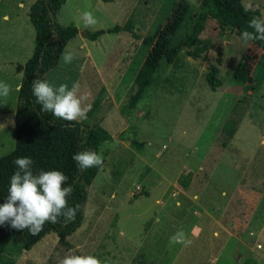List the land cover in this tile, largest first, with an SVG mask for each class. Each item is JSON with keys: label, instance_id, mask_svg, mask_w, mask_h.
<instances>
[{"label": "rangeland", "instance_id": "rangeland-1", "mask_svg": "<svg viewBox=\"0 0 264 264\" xmlns=\"http://www.w3.org/2000/svg\"><path fill=\"white\" fill-rule=\"evenodd\" d=\"M164 1L67 0L63 5L58 21L77 26L79 34L46 74L47 82L69 88L78 83L91 107L99 99L93 117L77 121L98 123L113 140L104 141L98 152L103 165L89 186L86 218L70 237L71 246L52 232L25 250L10 236L0 241V264H60L68 254L92 255L101 264H264V82L248 93L232 82L242 55L260 52L210 18L201 36L212 41L211 48L197 59L183 51L177 66L164 69L158 49L176 29L168 26L130 99L126 69ZM189 1L199 7L204 0ZM34 2L0 0V81L12 89L6 99L0 97V157L15 148L23 77L17 65L33 54L36 31L29 8ZM243 3L264 18V0ZM86 11L95 25H85ZM117 25L118 33L97 40L86 36ZM70 51L75 58L65 63ZM212 64L219 67L216 90L206 81ZM181 229L191 244H170Z\"/></svg>", "mask_w": 264, "mask_h": 264}, {"label": "trees", "instance_id": "trees-1", "mask_svg": "<svg viewBox=\"0 0 264 264\" xmlns=\"http://www.w3.org/2000/svg\"><path fill=\"white\" fill-rule=\"evenodd\" d=\"M66 2L67 0H35L29 8V18L36 31L35 46L32 56L24 64L17 65V71L22 72L23 77L15 112V148L0 157V205L6 202L10 178L17 170L14 161L30 157L34 162V174L58 170L68 177L64 186L73 188L72 194L67 198L69 205H79L80 209L73 222L65 224L64 217H58L59 223H45L43 231L35 236L27 229H13L9 223L0 225V241L14 236L25 250H31L52 232L57 233L61 244L71 246L70 237L85 221L89 186L98 169L94 166L81 171L73 156L85 150L98 154L104 141L113 140L112 135L107 130H102L98 123L90 125L77 120L65 121L54 117L50 112L44 113L33 95V81H47L46 74L59 64L65 47L79 34L77 26L62 25L58 21V14ZM253 17L264 19L259 9L247 8L243 0H204L199 7L189 0H165L126 69L125 79L132 84L130 99L152 66V49L168 26L176 29L167 44L158 49L160 57H163L161 67L164 69L177 66L183 51L197 59L211 48L212 41L201 36L208 19L216 20L222 31L230 29L241 36L245 30L253 31L248 26ZM121 29L117 25L94 33L87 32L86 36L97 40L106 33L115 34ZM250 43L260 54H243L232 74V82L246 93L256 92L264 82V41ZM218 74L219 67L210 65L206 81L212 90L221 85ZM152 83L158 85L155 80ZM102 91L101 94L104 92ZM98 100L87 113V119L96 112L94 108ZM131 143L138 144L136 140H131Z\"/></svg>", "mask_w": 264, "mask_h": 264}, {"label": "clouds", "instance_id": "clouds-1", "mask_svg": "<svg viewBox=\"0 0 264 264\" xmlns=\"http://www.w3.org/2000/svg\"><path fill=\"white\" fill-rule=\"evenodd\" d=\"M82 18L86 26L97 23L90 11L84 12ZM248 26L253 31L242 32L241 39L245 43L264 41V19L253 17ZM63 58L65 63H71L75 53L66 52ZM11 91L8 83L0 81V97L6 99ZM33 95L44 113L50 112L54 117L65 121L85 120L91 110V105L86 104L87 97L79 94L78 83L69 88L63 83L56 87L46 80H34ZM73 160L78 163L81 171L103 165L102 155L87 150L75 154ZM14 163L17 170L10 178L6 202L0 205V225L9 223L13 229H27L35 236L43 231L45 223H59L58 217L63 216L65 224L75 220L80 206L69 205L67 198L72 194L73 188L64 186L68 179L66 175L58 170L34 174L32 171L34 162L30 157L17 158ZM176 206H181L180 201L176 202ZM169 242L172 245L191 244V240L182 229L171 236ZM60 264H101V261L92 255L68 254Z\"/></svg>", "mask_w": 264, "mask_h": 264}, {"label": "crops", "instance_id": "crops-1", "mask_svg": "<svg viewBox=\"0 0 264 264\" xmlns=\"http://www.w3.org/2000/svg\"><path fill=\"white\" fill-rule=\"evenodd\" d=\"M74 39V38H73ZM66 48V47H65ZM65 50V49H64ZM87 56H90L89 54ZM76 71V70H75ZM78 72V71H77ZM47 79V78H46ZM101 92V91H100Z\"/></svg>", "mask_w": 264, "mask_h": 264}, {"label": "built area", "instance_id": "built-area-1", "mask_svg": "<svg viewBox=\"0 0 264 264\" xmlns=\"http://www.w3.org/2000/svg\"><path fill=\"white\" fill-rule=\"evenodd\" d=\"M251 234L253 235L254 233H253V232H251Z\"/></svg>", "mask_w": 264, "mask_h": 264}]
</instances>
